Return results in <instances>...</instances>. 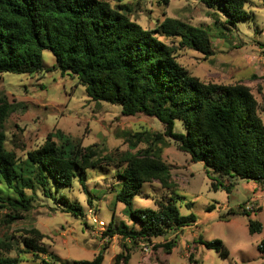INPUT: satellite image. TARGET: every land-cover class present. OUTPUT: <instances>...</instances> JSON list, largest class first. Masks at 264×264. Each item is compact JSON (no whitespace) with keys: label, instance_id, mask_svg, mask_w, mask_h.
<instances>
[{"label":"trees","instance_id":"trees-1","mask_svg":"<svg viewBox=\"0 0 264 264\" xmlns=\"http://www.w3.org/2000/svg\"><path fill=\"white\" fill-rule=\"evenodd\" d=\"M199 1L210 10L217 9L228 25L236 26L250 18L245 11L248 0ZM164 2L168 4L169 0ZM120 8L115 10L103 0H0V75L34 76L58 70L62 76L77 79L90 101L119 106L123 116L144 114L163 124V135H130L136 141H130L121 163L125 167L118 171L121 187L114 203L124 204L131 220L140 227H118L112 221L104 231L108 238L119 236L138 245L196 224L194 214L180 216L174 199L159 202L156 209L133 207L134 198L145 184L158 182L163 188L171 187L170 170L161 157L162 148L137 150L139 143L155 142L163 146L164 138L173 140L180 152L190 156L191 162L205 165L208 177L216 182L212 183L213 189L224 187L229 192L238 179L264 187V122L248 87L201 81L178 63L174 49L158 37L160 34L178 39L182 47L211 57L214 51L210 30L168 17L157 30H144L126 14L128 7ZM45 51L55 58L53 69H48L43 61ZM14 111L6 97H0V209L9 212L5 222L12 224L23 219L32 209V194L27 192L38 189L62 205L64 213L84 218L83 207L59 193L71 188L75 181L85 186L88 171L100 168L109 159L102 157L96 146L84 147L56 131L20 162L7 149L4 131L7 118ZM176 121L182 123L185 133L174 131ZM211 173L216 179L211 178ZM224 181H229V186ZM248 227L251 235L263 230L257 221H249ZM42 239L39 231L32 230L21 241L24 252L38 259L49 256L54 260L40 244ZM199 240L223 259L229 256L221 240ZM176 246L174 240L162 248L171 253ZM6 248L13 250L14 246L0 239V264H19L18 257L5 255ZM258 249L264 255V241ZM129 260V255L122 252L114 264H128ZM103 261L101 251L91 261L71 264ZM189 261L194 263L193 254ZM41 264L54 262L42 259Z\"/></svg>","mask_w":264,"mask_h":264},{"label":"rangeland","instance_id":"rangeland-1","mask_svg":"<svg viewBox=\"0 0 264 264\" xmlns=\"http://www.w3.org/2000/svg\"><path fill=\"white\" fill-rule=\"evenodd\" d=\"M103 1L119 11L120 7H128L126 14L144 30H157L167 17L210 30L214 51L211 57L182 47L178 39H167L160 34L158 37L174 49L178 63L192 76L205 83L248 87L258 102V113L264 122V0H248L245 11L250 18L236 26L228 25L217 9L210 10L199 0H169L168 4L164 0ZM43 61L48 69L56 65L54 56L47 51L43 53ZM3 96L15 108L4 126L6 147L20 162L56 131L84 147L96 146L100 155L109 159L100 168L88 171L85 186L75 181L71 188L59 193L83 207L84 218L64 213L62 205L39 189L27 192L32 194V209L23 219L7 224L4 217L9 212L0 209V239L17 248H6V256L18 257L19 264H41L42 259L54 264H71L91 261L104 251L102 264H114L122 252L129 255L128 264H264V255L258 249L264 241V187L251 180L238 179L229 192L224 187L213 189L212 183L216 182L208 177L205 165L191 162L190 156L180 152L173 140L164 138L165 146L139 143L137 150L162 148L161 157L169 167L171 187L163 188L158 182L145 184L134 198L133 207L156 209L159 202L174 199L180 216L194 214L196 224L138 245L119 236L108 238L101 226L93 224L94 219L106 229L112 221L118 227H140L131 220L124 204L114 203L121 187L118 171L125 167L121 163L129 151L130 141H136L131 136L163 135V124L144 114L123 116L119 106L90 101L77 79L62 76L58 70L34 76L1 74L0 97ZM174 131L185 133L180 121L175 122ZM211 178L216 179L212 173ZM224 185L229 186V181H224ZM3 194H7L4 189ZM244 211L250 214L243 215ZM249 221L260 222L262 232L249 234ZM32 230L41 233L40 244L54 260L49 256L38 259L24 252L21 241ZM200 238L203 242L221 240L229 256L223 259L216 251L200 244ZM174 240L176 248L167 253L162 245ZM190 254L194 255V263L189 261Z\"/></svg>","mask_w":264,"mask_h":264},{"label":"built area","instance_id":"built-area-1","mask_svg":"<svg viewBox=\"0 0 264 264\" xmlns=\"http://www.w3.org/2000/svg\"><path fill=\"white\" fill-rule=\"evenodd\" d=\"M93 224H97V225L101 226V230H102L103 232H104L105 229H106V227H105L102 223L98 222L97 219H94V220H93Z\"/></svg>","mask_w":264,"mask_h":264}]
</instances>
